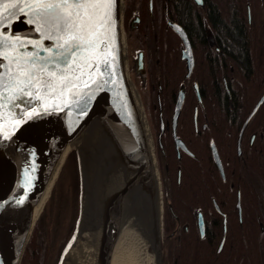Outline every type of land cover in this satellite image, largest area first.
<instances>
[{"label": "flooded vegetation", "instance_id": "obj_1", "mask_svg": "<svg viewBox=\"0 0 264 264\" xmlns=\"http://www.w3.org/2000/svg\"><path fill=\"white\" fill-rule=\"evenodd\" d=\"M250 1L187 0L179 14V0H125L130 74L149 110L161 181L159 264H225L246 240L250 255L229 264H264V36H257L264 0H257L260 12ZM214 7L223 21L232 14L244 19L252 42L247 64L219 39ZM190 18L201 26L198 37L188 29ZM174 25L189 39L190 75ZM140 52L144 78L135 71Z\"/></svg>", "mask_w": 264, "mask_h": 264}, {"label": "water", "instance_id": "obj_2", "mask_svg": "<svg viewBox=\"0 0 264 264\" xmlns=\"http://www.w3.org/2000/svg\"><path fill=\"white\" fill-rule=\"evenodd\" d=\"M30 3L31 0H0V21H3L0 30H6L10 36L19 37L28 44L27 48H20L21 53L32 54L39 51L43 57L48 55L44 49H49L53 53L56 51V40L48 38L51 29L46 25L41 27L43 21L34 14ZM14 4L17 6L13 7ZM124 12L125 0H116L114 19L107 41V51L110 52L107 59L111 67L104 69L101 63L100 71L96 72L94 77L95 82L88 79L89 87L85 88L81 84L74 90L79 95L67 94L65 97L57 98L40 90L41 99H33V107L29 108L15 99V95L19 94L15 89L6 90L0 87V148L5 150L0 154V173L8 172L4 179L0 178V264H21L45 202L71 154L75 159L79 157L81 163L83 186L80 176L78 179L82 204L76 232L60 264L63 263L67 251L79 233L85 210V177L78 150L70 149L66 153L50 193L36 218L34 208H28L27 204L44 191L45 181L63 142L74 140L92 123H97L99 137L103 135L99 138L97 149L91 157L95 163V172L91 179L94 195L91 213L94 215V225L97 228L100 225L95 232V264L110 262L111 251L121 225L122 200L132 189L137 190L141 203L152 216L156 232L155 246H151L154 263L161 262L163 227L161 181L145 110L149 138L133 92L134 88L140 97L130 76ZM173 28L184 41L183 59L188 62L190 75L194 67V57L189 39L182 27L174 25ZM33 44L37 46L35 49L32 47ZM103 52L101 46V51L92 53L91 59L103 61L105 58ZM4 63L7 66L8 61ZM135 71L137 75L145 77L142 52L137 56ZM100 72H103V75ZM84 79L86 78L82 77V80ZM8 83L11 84L10 79ZM28 90L33 91V96L37 94L34 89ZM184 99L185 94L181 91L175 118L178 117ZM14 104L19 106L14 107ZM28 112L32 115H27ZM21 113H24L23 117ZM56 119L63 128L64 136H59L54 128ZM6 165L8 170L2 171ZM122 165L131 174L124 170L125 183L115 191V188H112L113 178ZM110 190L115 192L112 193Z\"/></svg>", "mask_w": 264, "mask_h": 264}, {"label": "snow or ice", "instance_id": "obj_3", "mask_svg": "<svg viewBox=\"0 0 264 264\" xmlns=\"http://www.w3.org/2000/svg\"><path fill=\"white\" fill-rule=\"evenodd\" d=\"M115 5L116 0H31L29 6L43 21L41 27L46 25L51 29L48 38L56 40V51L53 53L44 49L48 55L43 57L39 51L21 53L20 48H27L28 44L19 37L10 36L6 30H0V87L15 89L19 93L15 99L29 108L33 107V99H41L40 90L57 98L67 94L79 95L74 90L81 84L89 87L88 79L94 83L101 63L104 69L111 67L107 59V55H110L107 41ZM101 46L105 58L103 61H93L91 54L100 52ZM32 47L35 49L37 46L33 44ZM5 61H8L7 66ZM100 74L103 75V72ZM82 77L86 79L82 80ZM9 79L11 84L8 83ZM28 89H34L37 94L33 96V91ZM23 115L21 113V117ZM27 115L32 113L28 112Z\"/></svg>", "mask_w": 264, "mask_h": 264}, {"label": "bare ground", "instance_id": "obj_4", "mask_svg": "<svg viewBox=\"0 0 264 264\" xmlns=\"http://www.w3.org/2000/svg\"><path fill=\"white\" fill-rule=\"evenodd\" d=\"M133 92L149 138V131L147 129V122L144 114L145 108H143L144 105H142L141 99L136 90L134 91V88ZM96 127L97 123H92L74 140L63 142L59 152L61 155L58 153L57 158L53 162L52 168L45 181L44 191L37 197L32 198L30 204H27L28 208H34L36 218L50 193L66 153L70 149L78 150L85 177V210L79 233L67 251L62 264H95L96 261L94 259L95 232L99 229L100 225L98 228L94 225V215L91 213L94 199L91 179L95 172V163L92 161L91 157L95 149H97L96 145L100 141L99 138L103 136L101 135L99 137V129ZM54 128L59 136H64L63 128L57 119L54 121ZM4 151L3 148H0V154ZM5 170H8V166L2 169V171ZM124 170L126 169L123 166L115 173L113 178L114 184L112 186V188H115V191L125 183L126 177H124ZM126 171L128 174H131L128 170ZM7 174L8 172L6 171L1 172L0 178L4 179ZM115 191L110 190L112 193ZM155 243L156 232L152 216L141 203L137 190L132 189L122 200L121 225L111 251L109 264H154V256L150 253L148 246L154 247Z\"/></svg>", "mask_w": 264, "mask_h": 264}, {"label": "trees", "instance_id": "obj_5", "mask_svg": "<svg viewBox=\"0 0 264 264\" xmlns=\"http://www.w3.org/2000/svg\"><path fill=\"white\" fill-rule=\"evenodd\" d=\"M179 2H180V7H181L179 14H182L184 13L183 10L187 7L186 6L187 0H179ZM250 4L253 10L258 11L259 9V12L261 11L260 1H257V0H254L252 2L250 1ZM183 5L184 7L185 6L186 7L184 8ZM210 16L212 17L211 20H213V22H215V24L217 25V29L219 31L218 33L219 39L223 41L224 43H226L228 51L230 53L235 54L236 58L239 61H241L243 64L245 63L247 64L249 62L250 54L252 52V42L250 40L251 34L247 28V25L244 22V19L240 18L238 20L237 15L232 14L231 19L229 21H223L220 17V14L217 8L215 7L210 10ZM200 27L201 26L199 23L192 24V21L190 18L188 29L191 33L194 32L195 36L197 37L200 36L201 35ZM257 36H259L258 38L264 36V31L261 32V28L259 29ZM227 39H230V43ZM153 100H155V97H153ZM69 156H72V155L70 154ZM68 159L69 157L67 158V160ZM60 175H61V172L59 174V177ZM76 176H77V183L79 185L77 168H76ZM57 181L53 187L50 197L48 198L44 206L43 211L41 212L37 220L36 226L33 230L32 236L27 245V248H26L21 264H60L67 247L69 246L70 242L72 241L74 237V234L77 229L79 217H80L81 204H82V201H81L82 193H81L80 185L78 186V192H77L78 216H77V220L75 223L72 236L70 237L67 244L63 246L62 251H60V253L58 254L57 256L58 260L56 259V261L54 262L53 261L54 255H56L55 251L53 252L54 244H55V240L59 238V235H61V227H62V219H60L61 217L58 215L59 212L57 208L55 207V205H53V194H54ZM248 246H249V242L246 240V242L242 244V248L240 249V252H238L237 256L235 258L233 257L232 259L225 260V264H229V262L231 261L233 263L239 262L243 254L245 255L247 254L249 256L250 254L248 253V250H249ZM259 250L260 249L258 248V251ZM199 258H202V256ZM197 261H199V259Z\"/></svg>", "mask_w": 264, "mask_h": 264}, {"label": "rangeland", "instance_id": "obj_6", "mask_svg": "<svg viewBox=\"0 0 264 264\" xmlns=\"http://www.w3.org/2000/svg\"><path fill=\"white\" fill-rule=\"evenodd\" d=\"M128 60H129V55H128ZM129 63H130V61H129ZM129 69H130V65H129ZM130 76H131V74H130ZM136 88H137V86H136ZM137 90H138V88H137ZM138 92H139V90H138ZM139 94L141 97L140 92H139ZM141 100H142V97H141ZM142 103H143V101H142ZM143 105H144V103H143ZM144 108H145V106H144ZM151 111H153V107L151 108ZM145 114H146V118H147L150 130H151V125L149 122V119L151 117L149 114L148 107L145 108ZM75 162L77 163V166H76ZM80 164L81 163H80L79 157H76V159H75V156H69V159L67 160V162L65 163V165L61 171V175L57 181V184H56V187L54 190L53 205H55V207L57 208V210L59 212L58 215L61 217L60 219H62L61 235H59V238H57L55 240V244H54L53 252L55 251V254H56V255H54V259H53L54 262L56 261L57 256L60 253V251H62L63 246L65 244H67L70 237L72 236V233H73V230L75 227V223L77 220V216H78L77 192H78V186H79L77 183V176H76V168L77 167H78L77 173H79L78 176H80L81 185L83 186L82 173H81V168H80L81 165ZM161 191H162V189H161ZM148 249H149L150 253L154 256V252L152 250V247L148 246Z\"/></svg>", "mask_w": 264, "mask_h": 264}]
</instances>
